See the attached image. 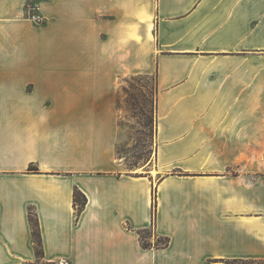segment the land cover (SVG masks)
Listing matches in <instances>:
<instances>
[{"label": "crops", "instance_id": "obj_1", "mask_svg": "<svg viewBox=\"0 0 264 264\" xmlns=\"http://www.w3.org/2000/svg\"><path fill=\"white\" fill-rule=\"evenodd\" d=\"M28 2L0 0V264H264V0ZM132 76L143 169L117 149Z\"/></svg>", "mask_w": 264, "mask_h": 264}, {"label": "rangeland", "instance_id": "obj_2", "mask_svg": "<svg viewBox=\"0 0 264 264\" xmlns=\"http://www.w3.org/2000/svg\"><path fill=\"white\" fill-rule=\"evenodd\" d=\"M38 0H29L27 15L39 14ZM41 16V15H40ZM37 20V22H42ZM119 123L121 128L118 153L128 169H143L154 156L156 125V89L154 78H125L119 90ZM158 241H165L158 239Z\"/></svg>", "mask_w": 264, "mask_h": 264}, {"label": "trees", "instance_id": "obj_3", "mask_svg": "<svg viewBox=\"0 0 264 264\" xmlns=\"http://www.w3.org/2000/svg\"><path fill=\"white\" fill-rule=\"evenodd\" d=\"M74 201L77 206V213L81 212V210L84 208L85 203H86V197L83 193H81L79 190H76L74 193ZM31 221L33 223V231H34V237L39 244V250L38 254L39 256H42V249L40 247L41 241H40V228H39V222L38 220L34 217V215L31 212ZM144 244L148 246L150 243H147L144 241ZM162 244H167V241H162Z\"/></svg>", "mask_w": 264, "mask_h": 264}, {"label": "built area", "instance_id": "obj_4", "mask_svg": "<svg viewBox=\"0 0 264 264\" xmlns=\"http://www.w3.org/2000/svg\"><path fill=\"white\" fill-rule=\"evenodd\" d=\"M31 18L33 19V20H35V21H37V20H42V17L40 16V15H38V14H33L32 16H31ZM60 264H68L67 262H61Z\"/></svg>", "mask_w": 264, "mask_h": 264}]
</instances>
